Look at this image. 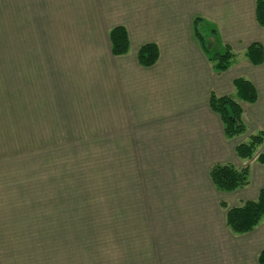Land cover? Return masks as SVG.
Masks as SVG:
<instances>
[{
    "label": "rangeland",
    "instance_id": "374dc122",
    "mask_svg": "<svg viewBox=\"0 0 264 264\" xmlns=\"http://www.w3.org/2000/svg\"><path fill=\"white\" fill-rule=\"evenodd\" d=\"M30 36L0 16V264L179 263L197 211L167 139L147 143L113 111L100 50Z\"/></svg>",
    "mask_w": 264,
    "mask_h": 264
},
{
    "label": "crops",
    "instance_id": "0c3cea01",
    "mask_svg": "<svg viewBox=\"0 0 264 264\" xmlns=\"http://www.w3.org/2000/svg\"><path fill=\"white\" fill-rule=\"evenodd\" d=\"M3 15H11V32L31 34V41L41 43L35 47L100 50L91 56L103 64L98 72L105 81H111L114 104H119V110L113 111L147 143L167 139V160L182 166L176 180L185 184L181 205L192 209V215L197 211L189 216L195 219L190 222L194 234L189 233L190 243L180 250L177 264H260L264 219L252 231L234 234L220 205L256 199L264 188V164L256 160L264 153V142L250 160L239 158L235 151L251 135L264 132V61L256 65L246 56L252 43L264 47L256 0H0ZM195 15L217 26L221 41L213 47L208 43L211 51L229 44L237 52L227 70H213L193 33ZM117 25H124L129 34L126 55L111 51L109 31ZM147 42L157 43L160 49L159 60L151 67L142 66L137 57ZM239 77L253 82L257 100L240 101L247 132L227 139L209 95L211 91L235 95L234 81ZM215 163L249 165L250 184L231 192L217 190L209 174Z\"/></svg>",
    "mask_w": 264,
    "mask_h": 264
},
{
    "label": "trees",
    "instance_id": "16d2710c",
    "mask_svg": "<svg viewBox=\"0 0 264 264\" xmlns=\"http://www.w3.org/2000/svg\"><path fill=\"white\" fill-rule=\"evenodd\" d=\"M256 19L259 25L264 26V0H256ZM205 24L206 20L203 16L195 15L193 33L208 54L213 70L221 73L234 63L238 54L229 44H225L221 50L212 52L208 46ZM210 32L216 34L217 31L211 29ZM109 38L113 55L120 56L129 53V34L124 25L111 28ZM159 56L160 49L155 42L143 44L137 53L138 61L144 67L156 64ZM246 56L253 64L263 63V45L260 42L252 43L246 50ZM234 85L235 95L219 96L214 91H211L209 95V105L221 117L227 139L247 132V126L243 121L244 109L240 101L255 102L257 100V91L250 79L239 77L234 81ZM263 142L264 132L259 131L251 135L247 141L238 144L235 148L236 154L243 160H250ZM256 160L264 164V153H259ZM209 174L211 181L219 191H235L249 185L251 181L249 165L239 168L231 163H215L211 166ZM220 205L226 210V223L234 234L250 232L264 219V188L260 190L256 199L241 201L236 206H229L226 201H221ZM258 259L260 264H264V250L260 252Z\"/></svg>",
    "mask_w": 264,
    "mask_h": 264
}]
</instances>
